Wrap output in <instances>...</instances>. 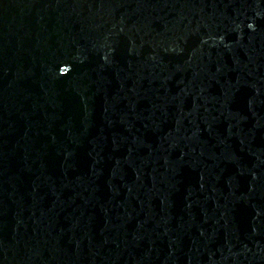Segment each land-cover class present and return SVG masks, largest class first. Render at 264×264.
<instances>
[{"label": "water", "instance_id": "95a60500", "mask_svg": "<svg viewBox=\"0 0 264 264\" xmlns=\"http://www.w3.org/2000/svg\"><path fill=\"white\" fill-rule=\"evenodd\" d=\"M0 264H264V0H0Z\"/></svg>", "mask_w": 264, "mask_h": 264}]
</instances>
